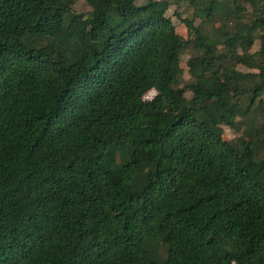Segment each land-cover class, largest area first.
I'll return each mask as SVG.
<instances>
[{"label":"trees","instance_id":"obj_1","mask_svg":"<svg viewBox=\"0 0 264 264\" xmlns=\"http://www.w3.org/2000/svg\"><path fill=\"white\" fill-rule=\"evenodd\" d=\"M87 2L0 0V264H264V0Z\"/></svg>","mask_w":264,"mask_h":264},{"label":"rangeland","instance_id":"obj_2","mask_svg":"<svg viewBox=\"0 0 264 264\" xmlns=\"http://www.w3.org/2000/svg\"><path fill=\"white\" fill-rule=\"evenodd\" d=\"M142 0H139V2H141ZM74 10L76 13L78 14H86L89 11H91V6L89 5V3L87 2V0H75V4H74ZM176 9L175 7H173L172 9H170L168 11V15L171 16V18L173 19L175 25H176V30L177 32L184 36L185 38L188 37V28L186 26V23L183 22L181 20V18L179 16H177V14L175 13ZM182 11V10H180ZM184 14V15H183ZM182 16H186L188 14H190V12H183ZM196 23H199V19H197ZM259 47V43L257 42L256 47ZM191 56V52H188V54H185L184 57L182 58V67L185 69L184 75H183V83L187 82L190 79V74L187 71L188 70V59ZM243 70L247 71L248 69H246L245 67H241ZM157 94L155 89L150 90L149 92L146 93L145 98L146 99H151L153 98L155 95ZM187 95L190 97L191 93L188 92ZM224 128V138L225 139H234L235 137L238 136V133L235 132L234 130L230 129L227 125L223 126Z\"/></svg>","mask_w":264,"mask_h":264}]
</instances>
